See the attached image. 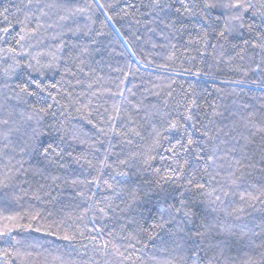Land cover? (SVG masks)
I'll list each match as a JSON object with an SVG mask.
<instances>
[{
  "label": "trees",
  "instance_id": "16d2710c",
  "mask_svg": "<svg viewBox=\"0 0 264 264\" xmlns=\"http://www.w3.org/2000/svg\"><path fill=\"white\" fill-rule=\"evenodd\" d=\"M162 3L0 0V231L13 229L0 236V264H264L262 41L246 30L202 40L187 27L197 18L176 12L181 0ZM30 77L59 89L42 119V98L19 91ZM193 98L210 140L183 119ZM53 141L65 151L57 162L35 150ZM105 181L141 200L109 210L127 198Z\"/></svg>",
  "mask_w": 264,
  "mask_h": 264
},
{
  "label": "snow or ice",
  "instance_id": "6c2138e0",
  "mask_svg": "<svg viewBox=\"0 0 264 264\" xmlns=\"http://www.w3.org/2000/svg\"><path fill=\"white\" fill-rule=\"evenodd\" d=\"M153 6L156 8H160L161 10H164L165 5L162 3V0H152ZM167 7H171V5H168ZM181 7L184 9L183 12L180 11V8L176 9V12L179 14V17L183 19H189L192 17H196L195 23H189L187 27L195 29L197 25L201 28V39L207 40V37L209 35H213L218 40H228V37L232 33H243L245 30L249 33L256 32L258 38L262 41L261 43L253 45V47H259L262 50H264V31H261V29H264V0H256V2H253V0H196L195 3L192 5H188L183 3V0H181ZM7 11V9H5ZM251 15L252 22H246L245 17L248 15ZM163 23V21H161ZM170 25L165 24V27H169ZM183 27V24H182ZM180 29H177L179 31ZM3 31L7 33L9 31L8 28H4ZM154 31V29H152ZM23 39V37H21ZM189 43L191 44L192 41L189 40ZM248 41H245V44H247ZM207 46V45H206ZM222 46V45H221ZM197 55L204 57L205 52L201 51L199 48L196 49ZM37 64H39V61H37ZM48 67H51V65H48ZM29 69H32L33 71L37 72L39 75H43L40 68H33L31 64L28 65ZM194 75H201V72L198 70ZM20 93L25 94L27 97H41L42 101L46 106H36L33 109L34 115L39 117L40 119L43 118V115H47L48 112L53 107V104H59V100L57 99V95L53 94L52 89L56 90V93H59V89L57 88V84L53 83L51 85H44L42 80H37L35 78H29L22 86L18 85ZM47 94V98L43 99V94ZM48 100H51L53 103H47ZM196 107V100L193 98L187 109L186 114L184 115L183 119L192 129V133H199L200 135L207 137L209 140L212 138L209 135L210 129L207 128L206 125L200 124L198 120L195 119L193 115V109ZM214 114H219L215 112ZM33 117L29 116L28 119L31 120ZM3 123L5 125L8 124L7 120H4ZM169 129H176L178 127V124L173 122L168 125ZM259 132L264 133V128L258 129ZM192 133H188V139H187V146L181 145L184 151H188L190 147L195 143ZM139 135V133H136ZM255 134V133H254ZM41 135V133L37 130H33V138H38ZM157 136H159V133H156ZM75 138V137H73ZM63 139V137H61ZM128 143H131V140L128 141ZM35 150L40 152V155H42L45 159H49L52 162H57L59 159L63 158V155L65 154V151L63 148L60 147L59 144L53 142H48L46 144L39 143ZM169 151H172V149H169ZM69 157L72 156L71 152L66 153ZM175 154V153H174ZM76 159H79L77 157ZM211 160L212 157H209ZM128 160H121L120 164H128ZM239 163V161H237ZM103 166V161L101 162ZM182 169V166H181ZM176 169H170L169 174L161 176L159 180L155 181L154 183L159 186L161 181L167 182L168 180H172L171 172H175ZM120 177H127V172H119L117 173ZM214 178V177H213ZM54 179H58V177H54ZM77 181H72L73 184H75ZM235 181H233L234 183ZM81 183H84L81 181ZM88 183H96L97 186H99V177L95 181H88ZM107 184V188L114 192V194L119 197L121 195L126 196L125 208L121 209L119 205H117L115 208L112 207L111 204H107L106 207L115 212L117 210L119 211H125L128 208H131L134 204L138 203L141 200V195L139 191L136 188H129L127 190L120 189L117 190L113 184ZM145 183H153L146 181ZM2 184V182H0ZM195 187L199 190L204 189V184H196ZM215 191V190H214ZM154 194L153 190L149 188L148 191L144 193L145 196H149ZM80 195H83V193H80ZM210 197L212 196V193L208 194ZM228 193L225 192L224 196H227ZM243 199V197H241ZM216 201H221V196L216 195L213 200H211V203H215ZM181 204H183V200L181 201ZM171 209L172 206H169ZM163 210V208H162ZM215 211V209H212ZM101 212H105L104 208L100 209ZM175 211L179 212L181 209L176 208ZM185 215H189V213H185ZM36 217L34 216L33 219ZM5 219L12 220L14 217H5ZM163 225H153V227H162ZM28 227H31L29 225ZM12 228H8L7 226L3 231H0V236L10 235L12 232ZM39 231V229H37ZM97 231H101V229H97ZM198 235H202V233H197ZM65 240H71L74 237L65 235L63 237ZM92 239H96V237H93Z\"/></svg>",
  "mask_w": 264,
  "mask_h": 264
}]
</instances>
